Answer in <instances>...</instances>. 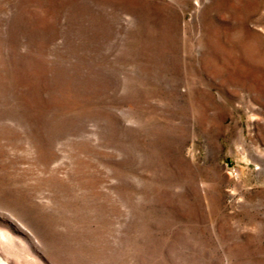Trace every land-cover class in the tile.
<instances>
[{
	"label": "rangeland",
	"instance_id": "374dc122",
	"mask_svg": "<svg viewBox=\"0 0 264 264\" xmlns=\"http://www.w3.org/2000/svg\"><path fill=\"white\" fill-rule=\"evenodd\" d=\"M0 263L264 264V0H0Z\"/></svg>",
	"mask_w": 264,
	"mask_h": 264
},
{
	"label": "bare ground",
	"instance_id": "6f19581e",
	"mask_svg": "<svg viewBox=\"0 0 264 264\" xmlns=\"http://www.w3.org/2000/svg\"><path fill=\"white\" fill-rule=\"evenodd\" d=\"M0 264H3V263H0Z\"/></svg>",
	"mask_w": 264,
	"mask_h": 264
}]
</instances>
